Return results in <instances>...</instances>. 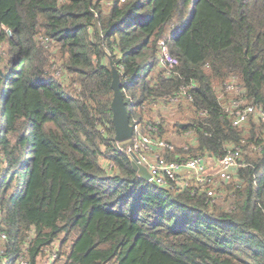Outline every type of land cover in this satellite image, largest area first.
<instances>
[{
	"label": "trees",
	"instance_id": "trees-1",
	"mask_svg": "<svg viewBox=\"0 0 264 264\" xmlns=\"http://www.w3.org/2000/svg\"><path fill=\"white\" fill-rule=\"evenodd\" d=\"M110 63L131 123L190 109L165 159L240 150L223 197L138 177L114 141ZM238 99L264 110V0H0V264L25 246L47 264L54 243L64 264H264V123L233 126Z\"/></svg>",
	"mask_w": 264,
	"mask_h": 264
},
{
	"label": "built area",
	"instance_id": "built-area-1",
	"mask_svg": "<svg viewBox=\"0 0 264 264\" xmlns=\"http://www.w3.org/2000/svg\"><path fill=\"white\" fill-rule=\"evenodd\" d=\"M43 41L45 42L46 39ZM177 64V58L170 53L167 45L161 41L159 43L158 66L166 69V73H169ZM183 95H185V92H181L180 95L170 99L169 102L178 103ZM187 99L190 101L189 97ZM163 106L161 105L160 107ZM227 111L232 116L233 126H240L247 122L251 115H255L256 118L264 123V110L256 106L247 105L239 99L232 101L231 105L227 107ZM161 124V119L157 118V116L151 119L147 118L142 122L133 119L132 138L121 143L115 142L117 149L124 152L127 156L133 153L139 163L148 169L150 174L148 181L151 183L164 187L173 183L181 189L192 188L195 191L204 193L210 200L223 197V192L220 191L221 188L224 184L233 180L232 171L243 166L240 150L235 148L228 151L222 158L217 159L212 169L206 166L205 156L192 157L186 155L181 161H168L163 156L162 151L166 149L172 150L173 145L159 138L157 131L158 126ZM183 149L187 150L188 146L184 145ZM183 171L187 173V176L181 179L180 174ZM28 233L33 234V231L29 230ZM0 239L5 240L6 236L1 234ZM57 249L58 247L55 245L44 248L41 254L43 256L39 257L47 264H64V259L61 258ZM27 253L28 248L25 246L20 255L16 257V262L18 264H26L25 256Z\"/></svg>",
	"mask_w": 264,
	"mask_h": 264
},
{
	"label": "water",
	"instance_id": "water-1",
	"mask_svg": "<svg viewBox=\"0 0 264 264\" xmlns=\"http://www.w3.org/2000/svg\"><path fill=\"white\" fill-rule=\"evenodd\" d=\"M8 33L10 34L9 31ZM110 73L112 76L110 88L113 92L110 105L112 113L111 122L114 131V141L121 143L132 138L133 126L121 89L120 74L112 63H110ZM180 127H183V125H180ZM128 157L138 177L144 181H148L150 178L148 169L143 164L139 163L137 157L133 153H130Z\"/></svg>",
	"mask_w": 264,
	"mask_h": 264
},
{
	"label": "rangeland",
	"instance_id": "rangeland-1",
	"mask_svg": "<svg viewBox=\"0 0 264 264\" xmlns=\"http://www.w3.org/2000/svg\"><path fill=\"white\" fill-rule=\"evenodd\" d=\"M157 61H158V55H157ZM167 110L164 111H155V114L158 116H162V119L164 120V131L165 135L162 137L163 140L169 141L173 143L175 146L176 145H183L185 140L190 139V137L187 136L185 139L184 137L181 136V127L180 125H184L185 122L188 120L187 115L188 113L190 114V109L186 107L185 105H182L181 108L175 109L171 106V104L166 105ZM183 131V130H182ZM185 140H184V139ZM100 164L102 167L106 168L107 171L110 169V164L109 162L104 159V157L100 158ZM55 245H58L57 243Z\"/></svg>",
	"mask_w": 264,
	"mask_h": 264
},
{
	"label": "crops",
	"instance_id": "crops-1",
	"mask_svg": "<svg viewBox=\"0 0 264 264\" xmlns=\"http://www.w3.org/2000/svg\"><path fill=\"white\" fill-rule=\"evenodd\" d=\"M161 106V105H160ZM158 104H154L151 107H149V111L146 113V115L144 116V118L146 119L148 116H150L149 118H154L156 116L155 111H164L167 110V108L165 106L160 107ZM182 128V127H181ZM217 159L215 157H213L211 154H208L205 156V164L207 167H209L210 169H212L215 164H216ZM233 174V180H235V170L232 171ZM185 176H187V173L185 171H183L180 174V178H185ZM232 180V181H233ZM227 184V183H226Z\"/></svg>",
	"mask_w": 264,
	"mask_h": 264
}]
</instances>
